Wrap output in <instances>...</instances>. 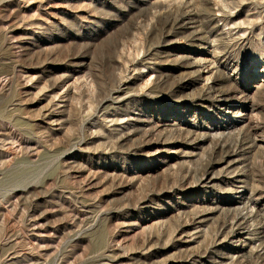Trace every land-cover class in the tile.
Instances as JSON below:
<instances>
[{
  "label": "rangeland",
  "instance_id": "rangeland-1",
  "mask_svg": "<svg viewBox=\"0 0 264 264\" xmlns=\"http://www.w3.org/2000/svg\"><path fill=\"white\" fill-rule=\"evenodd\" d=\"M0 264H264V0H0Z\"/></svg>",
  "mask_w": 264,
  "mask_h": 264
}]
</instances>
